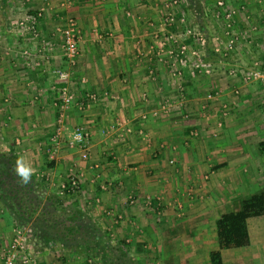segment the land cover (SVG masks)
Listing matches in <instances>:
<instances>
[{
  "label": "crops",
  "instance_id": "obj_1",
  "mask_svg": "<svg viewBox=\"0 0 264 264\" xmlns=\"http://www.w3.org/2000/svg\"><path fill=\"white\" fill-rule=\"evenodd\" d=\"M155 12L152 0H0V128L9 123L22 133L25 160L49 187L73 178L77 189L67 197L84 206L102 230L108 213L120 216L116 233L131 247L171 244L168 231L178 219L173 205L179 216L200 219L186 226L185 239L201 236L203 220L213 225L221 213L238 209L243 198L264 188V94L259 83L244 78L256 65L264 71V43H259L264 36L246 39L223 66L226 74L217 63L210 75L187 65L178 89L169 83L168 37L159 33ZM32 16L36 36L20 25ZM257 18L264 28V13ZM69 20L79 34L73 64L63 57L59 31ZM198 25L205 32L201 21ZM207 49L206 60L218 58ZM57 68L70 72L67 84L77 100L91 92L98 98L81 109L72 106L62 118L66 131L76 125L89 131L86 159L66 143L65 134L54 157L48 153L58 118ZM209 91L215 95L204 98ZM168 94L185 109L168 110ZM47 160L52 167H46ZM185 188H193L192 196L187 194L196 199L185 201ZM12 227L0 207V264ZM252 243L250 236L247 248L223 250L231 257H223V264H264V249L258 255L246 250ZM254 245L264 248V239ZM27 246L36 264H91L68 250L58 253L32 241ZM170 262L178 263L174 256Z\"/></svg>",
  "mask_w": 264,
  "mask_h": 264
},
{
  "label": "rangeland",
  "instance_id": "obj_2",
  "mask_svg": "<svg viewBox=\"0 0 264 264\" xmlns=\"http://www.w3.org/2000/svg\"><path fill=\"white\" fill-rule=\"evenodd\" d=\"M152 1L156 3L155 13L157 16L158 25L160 24L161 26V28H158V31L160 30L159 33L160 32L166 33V36L164 37L169 36L168 37L169 38L168 39L169 40L168 41V75H170L169 83L170 84L174 83L177 88L179 86L178 89L181 88L180 86L181 75H183L184 69L188 68L187 65L189 66L193 64L191 71H196L197 74L210 75L212 73L211 64L217 63L218 67L222 65V67L220 68H222L223 70L222 72H225L226 74L227 69L224 70L223 66L226 65L228 58H231V55L234 52H237L242 49L241 45L245 43V40L248 38H259L260 35L264 36L263 35L264 28L260 24L259 18H257L258 16H260L261 14L263 15L264 13V0H196V3L199 5L201 14H198V11L194 8V6L191 7L190 1L188 0H176V2H174V0H152ZM167 16L173 17L171 23L169 21H166ZM200 21L201 23H203L205 32H202L199 29L200 26L198 24ZM230 40L233 41L232 44L233 46L230 53H228L226 56H219L217 59L214 58L212 60V58L209 57V59L206 60L204 56L203 48L204 49L208 48L210 51L214 50V48H219V50H221L220 52H222L223 48L226 47L227 42H229ZM239 40H241L242 42L240 43ZM259 43L261 44L264 43V37L260 40ZM181 45H185L186 47L185 48L186 53L184 56L183 63H179L177 61V58H179L178 50L180 49ZM259 59H260L259 56L257 59L255 58L253 60V65L257 63L259 64ZM195 64L199 65L198 69L196 68V70L194 69ZM208 65L210 66L207 67ZM200 66L202 67L200 68ZM214 95H215L214 92L212 93V91H209L205 93L204 98L212 99ZM170 97L171 95L168 94V104H167L168 110L173 107L172 105L179 106L182 110L185 109V105L183 102L181 105H180V101L179 102L175 101L177 99H174L175 102H172L170 101L171 100ZM220 108L222 114L225 115V113L228 112L226 104L225 105L222 104ZM205 115L207 116L208 114ZM218 121L220 120L218 119L217 122ZM217 126H221V125H217ZM21 134L22 133H16L14 130H12L9 123H6V126L0 128V140L14 147L15 151L19 153L20 156H23L24 159H26L25 158L26 152L24 153L21 151L22 149ZM54 155L50 154L49 156L54 157ZM33 157L31 156V159H33ZM169 163L174 164V160L172 159V162ZM60 185L61 184L59 182H55L54 185H51L50 187L48 186V188L50 190H59ZM179 188L180 186H178V189ZM76 189L74 190L76 191ZM192 190L193 188L184 189L185 201L187 199L188 202H190V200L196 199L195 197L194 198L190 197L192 196ZM188 192L190 193V196H188L187 194ZM170 200L171 199H168V201L170 202V204L168 205L169 207L170 206L172 207V202ZM81 208L84 209V206L81 205ZM172 211L174 218H178L175 219V224H177V226L173 228V231L168 229L170 230L168 231V237L173 238L172 243L168 245L162 244V247L161 246L152 247L150 245H147L145 247L130 246L129 255L134 261H136L137 264H174L170 262L173 256L176 257V260L178 262L176 264H186L184 263V261L178 259L180 258L179 255L183 249L182 248L183 239L181 238L188 236L190 233L189 230L186 229L187 228L186 226L193 222L198 223L200 219L197 220L196 218L193 217V215L187 213H184V215L179 216L181 215L180 208L178 206L175 207V205H173ZM4 212L6 216L10 218V216L7 214L5 210ZM105 219L108 220L104 221V225L107 227V222H108L110 228L108 230H105L106 227L103 226V230L107 232L109 231L108 233L109 234L111 233L110 234L111 238L113 240H116L118 238V234L116 233V229L114 226L120 225L121 217L118 215L108 213L105 216ZM184 219L187 220V223L186 222L182 223ZM12 224H13L12 230L14 233V230H16V226L14 225L13 221ZM183 226H185L184 228L186 229V231L183 230ZM248 226L250 230L251 240L253 243L252 246L246 250H249V252L251 250V254H254L253 252L254 250L258 255L260 254V251L264 248L261 245H254V244L255 242H260L261 239H264V216L250 219ZM199 227H201V229L200 231H198V233L201 234L202 239L200 242L196 241L193 243L194 246L199 248V251H201V253L204 254V258H206L205 254L208 252V249L216 246V244L213 245L214 244L213 242L214 235L212 233L213 225L211 221L207 219V220H203V224H199L198 228ZM203 227L206 229L204 230ZM181 229L183 231H180V233L177 232L178 230ZM133 234L135 235L136 231L134 233L131 232L128 237L134 236ZM24 236L25 238H27L25 234ZM12 237L13 235H11L10 242ZM163 253L168 255V259H165V261H162L164 259H160V256L163 255ZM240 253L243 254L244 252H240ZM222 254L223 257L225 258V261H228L230 255L228 253H222ZM247 255L250 254L248 253ZM82 256L85 257L84 255ZM88 259H90L91 264H100L98 260L94 257H89Z\"/></svg>",
  "mask_w": 264,
  "mask_h": 264
},
{
  "label": "trees",
  "instance_id": "obj_3",
  "mask_svg": "<svg viewBox=\"0 0 264 264\" xmlns=\"http://www.w3.org/2000/svg\"><path fill=\"white\" fill-rule=\"evenodd\" d=\"M188 1L201 14L196 0ZM210 52L221 56L214 50ZM17 157L20 155L14 147L0 140V207L10 216L16 229L27 236V244L32 241L46 248L94 257L100 264H137L129 255L130 245L123 238L113 240L67 197L75 189L70 180L59 190H50L45 177L35 174L30 185L18 184L13 172ZM52 164V160L46 161L47 168ZM262 216L264 188L243 198L238 209L223 212L215 219L212 233L216 246L208 249L206 258L193 243L200 242L201 236L193 235L183 239L180 259L186 264H223L222 251L247 248L250 245L249 220Z\"/></svg>",
  "mask_w": 264,
  "mask_h": 264
},
{
  "label": "built area",
  "instance_id": "obj_4",
  "mask_svg": "<svg viewBox=\"0 0 264 264\" xmlns=\"http://www.w3.org/2000/svg\"><path fill=\"white\" fill-rule=\"evenodd\" d=\"M24 2H28V0H21ZM176 2V0H174ZM40 16V12H38L36 15ZM35 16L30 17H24V21L22 24V21L20 22L21 26L27 27L28 29L32 30L34 33V36H36V18ZM31 20H29V19ZM173 17L167 16L166 21L172 22ZM27 21V22H26ZM59 31L62 35V52L63 57L67 61V63L73 64L75 62L76 57L78 56V41H79V34L78 30L75 27V24L73 20L67 21L64 26H62ZM169 37V36H168ZM169 39V38H168ZM169 41V40H168ZM233 41H229L226 44V47L223 48V51L220 52L219 48H214V51L219 53L221 56H226L228 53H230L232 49ZM185 45H181L180 49L178 50L179 58H177V61L179 63H183L184 56H185ZM199 65L195 64V68L198 69ZM202 66H200L201 68ZM208 71V70H207ZM56 78L60 82V86L58 87V94L56 97V101L54 102V106H56L58 110V118L56 120L57 124L54 128V132L50 138L52 142V148L48 150V152L51 155L55 154L56 146L59 145L60 139L65 134V140L66 143L73 148H76L77 151L80 154V157L82 159L87 158V150H88V144L90 139L89 131L82 125H76L72 127L70 130L66 131L67 129L63 126L62 118L63 113L71 108L72 106H75L79 109L84 108L86 106H89L90 104H93L97 101V95L93 92L87 93L84 97H81L77 100L74 93L70 90L67 80L69 79L70 72L62 69L57 68L55 69ZM245 80L250 81H256L257 83L262 86L263 94H264V71L261 68H258L257 65L254 69L249 70L245 76ZM210 97V96H208ZM144 117V116H143ZM145 119V117H144ZM130 131V130H128ZM141 134L142 131H139ZM71 184L76 187V183L74 179L70 180ZM61 189L65 188L64 183L60 185ZM129 202L134 201V197L132 195H129L128 197ZM149 201V198H148ZM8 245L7 249L4 253L3 258V264H36L34 258H32L29 255L28 249H27V242L26 238L24 236V233L21 230H14L13 237L11 239V242Z\"/></svg>",
  "mask_w": 264,
  "mask_h": 264
},
{
  "label": "clouds",
  "instance_id": "obj_5",
  "mask_svg": "<svg viewBox=\"0 0 264 264\" xmlns=\"http://www.w3.org/2000/svg\"><path fill=\"white\" fill-rule=\"evenodd\" d=\"M13 172L17 177V183L23 186L30 185L35 174L33 166L26 162L23 156L17 157L14 162Z\"/></svg>",
  "mask_w": 264,
  "mask_h": 264
}]
</instances>
